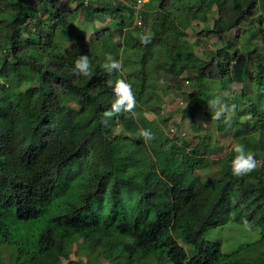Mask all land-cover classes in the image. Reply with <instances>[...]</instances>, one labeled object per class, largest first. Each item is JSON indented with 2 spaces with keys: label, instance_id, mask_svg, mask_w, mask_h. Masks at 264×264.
Here are the masks:
<instances>
[{
  "label": "trees",
  "instance_id": "trees-1",
  "mask_svg": "<svg viewBox=\"0 0 264 264\" xmlns=\"http://www.w3.org/2000/svg\"><path fill=\"white\" fill-rule=\"evenodd\" d=\"M145 1L0 0V264L5 245L11 264H264V252L225 253L205 237L233 220L254 221L264 239V112L251 102L252 87L264 92V0ZM84 11L119 21L88 40ZM161 71L193 119L209 84L241 83L220 101L241 146L197 134L193 144L165 131L168 117L148 120Z\"/></svg>",
  "mask_w": 264,
  "mask_h": 264
},
{
  "label": "rangeland",
  "instance_id": "rangeland-1",
  "mask_svg": "<svg viewBox=\"0 0 264 264\" xmlns=\"http://www.w3.org/2000/svg\"><path fill=\"white\" fill-rule=\"evenodd\" d=\"M122 1L131 7H133L135 4V0ZM147 1L148 0H146L145 2ZM142 8H144V4L136 8V10H140ZM86 13L87 12L85 11L83 12L77 23L82 30L86 31L88 40H91L93 36H95L98 27L107 25L116 28L119 21L117 16L112 17L113 15L111 14H108L109 16H104L105 18L103 19L102 17L96 18V16L95 18H91L86 15ZM125 14L129 17L131 16V12L128 10L125 11ZM213 18L214 16L210 15V17L206 21H202L200 22V24L195 21L193 25L188 29V40L190 42H196L198 31L204 27H211ZM244 34L245 35H243L242 42H237V45L239 44L242 50L251 48L253 46V44L248 43V41L246 40V36L249 35V31L245 32ZM235 35V30L230 33L231 38H234ZM121 39H123V37L118 35L117 41L120 42ZM253 42L254 44H259L260 40L255 38ZM218 45H220V41L217 38H214L212 40L204 39L201 44L196 45L195 50L202 54V52L207 50V48L214 49ZM172 56V54H165L163 58L165 59V61L171 62L170 59L173 58ZM2 57L3 53L0 51V63ZM138 59L139 55L136 54V52L133 50H125L124 52H122V61L125 62L127 60V64L129 65H135L134 61H138ZM161 76L162 77L159 80L160 83L158 84V90L154 93L156 102L155 107H159L160 114L152 111V109H155V107L144 106L143 112L148 120L161 123L163 117H168V127L165 128V131L168 132L169 130V133L171 135L177 132L181 135L185 133L186 135L184 136V138L189 140L193 144L198 141L195 136V134H197L198 136H202V139H206L208 135L209 138L211 137V141L218 142L219 145L225 147L226 151H228L235 144L241 146L242 142H239L238 139H234V135L230 133V130L232 128V122L230 127V118V121L228 122V124H226L227 117L225 113L228 109L227 101H223L222 103H220V101L226 96H230L235 91L237 92V88L242 86L241 83L233 82L227 79L224 83L216 82L209 84V88L207 91L208 96L203 99L202 103L201 101H199V104L201 106L198 105V107L194 111L193 117L195 119H193L191 117L184 116L186 103L182 96H180L175 90H173V88L167 87V85L170 83V77L163 71H161ZM162 79L164 81H162ZM187 88L188 85L185 86V89ZM252 89L251 91L252 93L254 92V94H252L253 97L251 98V102L255 104L258 110L264 112V92H260L257 86L252 87ZM251 91L248 92L249 95L251 94ZM236 99L238 101H242L243 97L242 95H237ZM205 126H209L210 129L208 131L204 130V128L202 127ZM170 128L173 130L175 129V132L171 131ZM222 155H224V153L220 156ZM66 169L71 173H75L76 170L75 166H69ZM205 237L207 240H209V242L220 243L221 249L225 253L242 251L245 256L252 257L261 252H264V239H262L260 228L255 224L254 221L245 224L230 220L223 225L210 228ZM179 240L181 244L187 249L188 253L191 254L192 246L184 242L181 238H179ZM12 248L13 249L9 251L10 246L5 245V248L1 249V257L4 261H6L7 264H11L12 262L16 263L17 251L15 247ZM75 250L76 246L73 248L71 257L72 259L76 260L80 256L75 254ZM83 258H86V256H83ZM151 262L153 263L152 258H144L140 264H150ZM66 264H68L67 261ZM106 264H108V262H106ZM124 264H126V262Z\"/></svg>",
  "mask_w": 264,
  "mask_h": 264
},
{
  "label": "built area",
  "instance_id": "built-area-1",
  "mask_svg": "<svg viewBox=\"0 0 264 264\" xmlns=\"http://www.w3.org/2000/svg\"><path fill=\"white\" fill-rule=\"evenodd\" d=\"M144 0H137V4L135 5V8H138L139 6H141L143 4ZM135 18H136V25L140 26L142 25V20H141V16L139 15V12L136 11L135 13Z\"/></svg>",
  "mask_w": 264,
  "mask_h": 264
},
{
  "label": "clouds",
  "instance_id": "clouds-1",
  "mask_svg": "<svg viewBox=\"0 0 264 264\" xmlns=\"http://www.w3.org/2000/svg\"><path fill=\"white\" fill-rule=\"evenodd\" d=\"M170 130H171V131H173V132H175V129L173 130V129H171V128H170ZM183 135H186V134H185V133H183Z\"/></svg>",
  "mask_w": 264,
  "mask_h": 264
}]
</instances>
